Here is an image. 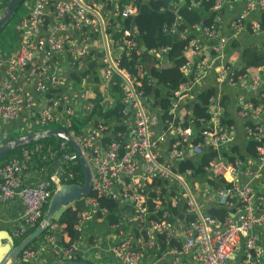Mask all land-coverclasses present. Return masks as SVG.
Segmentation results:
<instances>
[{"label":"built area","instance_id":"obj_1","mask_svg":"<svg viewBox=\"0 0 264 264\" xmlns=\"http://www.w3.org/2000/svg\"><path fill=\"white\" fill-rule=\"evenodd\" d=\"M193 1L201 6L202 0ZM229 1L212 2L205 11L206 16L215 13L208 25H187L178 31L182 19L176 16L170 25L163 26L164 32L175 37L190 36L183 48L190 58L181 65L186 79L173 92L168 109L171 115L163 123L160 111H151L135 76L119 64V58L128 56L137 44L138 27H124L121 23L137 13L135 0L25 1L28 10L16 28L18 46L0 80V126L26 114L33 117L31 121L35 125L45 127L41 130L63 128L73 135L91 167L93 193L86 198L88 209L80 213L75 228L80 231V224L87 217L105 220L107 229L114 235L111 253L117 264H232L240 247L244 251L242 264H260L264 255V248L258 245L260 230L264 231V193L253 185L264 172V93L258 96L262 99L260 103L242 95L237 98L239 114L255 119L244 126L247 138L255 142V155L248 159L221 157V164L212 161L203 166L204 172L215 181L217 177L225 182L202 186L193 179L192 168L180 169L178 165L179 160L197 157L203 148L216 151L228 148L232 141L231 126L222 120L223 106L215 90L205 104L209 119L201 123L197 133L192 125H181L183 120L176 113L180 99L192 92L208 70H215L217 84L233 89L255 92L264 82V64L257 66V72L248 69L239 72L233 62L215 64L229 45V37L222 31L223 10ZM177 6V2L173 3L174 10ZM255 11H264V0H244L242 10L229 22L233 33L240 31L249 14ZM77 27L82 29L80 36H72L71 29ZM251 30H260V23L253 21ZM97 37L103 42L104 54L99 79L88 76L80 82L69 80L52 54L64 52L74 61L80 60ZM116 48L118 52L114 54ZM167 50V46H160L150 48L149 52L157 56L159 65ZM206 50L211 55L203 57ZM1 63L0 60V66ZM25 84H32L39 98ZM59 87L60 91L56 89ZM97 89L101 90L100 103L104 108H111L117 102L125 105L124 119H104L98 111L93 114L92 99ZM74 119L85 122L78 131L72 129ZM158 128H162L160 134ZM68 144L64 139L48 146L36 142L0 161V200L17 198L22 204L15 238L21 239L39 224L45 203L56 185L63 183L62 176L67 182L74 178L71 167L79 158ZM37 158L58 165L48 174L42 173L44 165H38L44 177L28 182L24 179L25 169L30 162L36 164ZM216 163L218 169L212 165ZM159 183L164 190L158 189ZM101 197H108L120 207L126 204L132 208L125 212L119 209L116 212L119 219L108 222L109 209L101 206ZM147 200L153 202L154 212L159 213L153 218H149ZM211 204L225 206L230 211L219 220L206 212ZM178 206H184L186 215L192 214L193 218L185 221V217L183 220L172 217V208ZM45 231L40 241L21 250L16 262L44 264L79 255L80 240L62 243L59 239L62 228L58 223L51 221ZM161 233L167 238L166 247L157 255L153 247ZM174 238H182L180 246L169 243ZM100 240L98 236L93 241Z\"/></svg>","mask_w":264,"mask_h":264},{"label":"trees","instance_id":"obj_2","mask_svg":"<svg viewBox=\"0 0 264 264\" xmlns=\"http://www.w3.org/2000/svg\"><path fill=\"white\" fill-rule=\"evenodd\" d=\"M25 1L26 0H21V2L17 4L14 16L0 30V35L6 26H8L12 20H15V18L18 17L19 12L23 10L22 7ZM213 1L214 0H202L201 6H199L193 0H135L137 5V13L121 20V23L124 25V27L136 25L139 29V34L135 37L137 41L136 47L138 46V48L135 47L136 49H131L128 56L122 55L119 58V64L120 66L125 67L127 72L135 76V80L139 82L136 84L138 85L137 87L144 90L147 99L153 100V103L160 111V120L162 123L167 117L171 115L168 113V109L170 101L173 98V92L177 89L178 85L181 82H184L186 79L181 71V65L189 57L187 53L184 52L183 48L190 38V36L184 39L175 37L168 32H164L163 26L165 24L170 25L176 16H179L182 19L181 24L177 27L178 31L182 30V28L187 25L199 26L201 22L203 26L208 25L213 21L215 13L209 12V14L206 16L205 11L209 10ZM175 2L178 3L176 10L173 9V3ZM6 3L7 0H3L0 3V11L3 9ZM109 5L110 4L107 2L106 6L109 7ZM260 28L264 30V12L261 13ZM160 46H167L168 50L161 58L160 64L157 65V56L151 55L149 49ZM261 49V46L258 44H253L252 46L246 47L244 50H242L241 57L243 60V66L239 72H243L252 66L257 67L264 64V54L260 53ZM137 50H139V52H137ZM102 58L103 53L93 55L92 52H88L87 55H85L82 59L77 61L73 60L74 68L67 72L68 79L80 82L84 78L91 76L97 81L99 79L100 69L104 67L103 62H100ZM193 61L195 62L194 59ZM78 63H81V66H78ZM116 88L117 87H115V89ZM56 89H58V91L61 90L60 87ZM213 92L214 90L211 89L200 91V101H197L191 108L190 114H186L187 112H185V118L183 119V123H181V125H192L195 129V132H198L201 122L203 120L205 121L209 119V115L207 114L205 109L206 106L204 104H206L208 96ZM94 94L95 96L92 99L93 103L95 104L93 114L95 111H98L102 118L117 119L118 121L126 117V115L123 113L125 108L123 103L117 102L115 106L111 108H104L100 103L101 90H94ZM83 124H85V122H78L74 119L72 129L78 131L79 127ZM116 128H119V126ZM57 140H60V138L44 137L37 141L39 143L45 144V146H48L53 145ZM6 141H8V138L3 140V142ZM33 143H27L8 151L7 153L0 156V161L18 154L20 148L30 147ZM68 146L69 149H73L70 144H68ZM254 148L255 142L250 141L248 150L252 155L255 153ZM197 159H199V163L196 162ZM214 160H217V152L215 150L203 148L202 152L198 154L197 157L192 156L183 160H179L178 165L180 169H184L186 167L192 168L193 179L198 180L199 183L211 186L214 184L216 185L217 183L219 184L220 182H225L223 178L219 179L217 177L215 181L214 178H212L210 175H207L208 172H204L203 166H208ZM36 161L39 166L49 163L48 161L41 160V158H37ZM65 166L71 167L68 164ZM71 169L74 171V178L69 181L82 184L84 181V172L80 163L77 162V164L72 166ZM62 180L63 182H67L65 181L67 180L65 176H62ZM158 189L164 190V186L159 183ZM166 189L170 190V188L167 186ZM91 196H93L92 192H90L88 196H82L72 204L64 207L52 219V221L58 223L62 228L60 233V240L62 243L71 244L73 241L82 239V234L80 231L76 230L75 225L78 223L80 213L85 208L86 198ZM48 202L49 200L43 207L42 215H44L47 209ZM100 204L101 206H107L109 209V213L107 215L108 222L117 221V219H119L118 216H116V212H118L119 209H121L122 212H125L132 208L130 205L126 204L120 207L108 197H101ZM146 205L148 207L149 218H153L159 214L158 212H154V204L151 202V200H147ZM229 211L230 209L226 208L225 206L217 204H211L206 208L207 213L215 216L219 220H223ZM171 216L174 218H176L175 216H178L182 218V220L184 219L183 217H185V221L193 218L192 214L186 215L184 206L173 207ZM30 231L32 230H29L25 235H27ZM45 233L46 231L38 236L37 239H41ZM21 239H16V241L19 242ZM166 239L167 238L163 233L157 235L155 239V245L153 247V251H155L157 255L161 254L165 249ZM181 240L182 238H174L172 240L169 239V243L180 246L179 244ZM238 255L240 260L244 257V251L242 247H240ZM75 259L81 260L82 258L76 256Z\"/></svg>","mask_w":264,"mask_h":264},{"label":"crops","instance_id":"obj_3","mask_svg":"<svg viewBox=\"0 0 264 264\" xmlns=\"http://www.w3.org/2000/svg\"><path fill=\"white\" fill-rule=\"evenodd\" d=\"M3 0H0V3ZM244 0H230L226 7L223 10V22H222V31L225 36L229 37V45L226 48V51L223 54V57L216 61L215 64H224L233 62L238 71L243 66V60L241 57V52L244 48L252 46L253 44H258L261 48H264V30L260 28L257 32H252L251 30V23L253 21H258L260 23L261 13L264 11H255L246 18L243 23V27L240 31L233 33L230 28L229 22L232 17H234L239 11L243 8ZM23 10L19 12L18 17L15 20H12L8 26L4 29V31L0 35V80L3 78L6 64L7 62L14 56L15 51L18 46V41L16 37V28L17 23L20 18L27 12L28 6L27 4H23ZM1 12V11H0ZM50 22V21H48ZM82 29L77 27L71 29L72 36L77 35L80 36ZM198 36L202 39L201 33L197 32ZM89 52H92L93 55H97L99 53H103V42L100 38H96L95 42L89 46ZM118 49H114V54H117ZM210 52L208 50L203 52V57L210 56ZM52 56L58 58L59 61L64 69L65 73L73 69V59L68 57L66 53H54ZM104 56V54H103ZM100 62H103V58ZM76 65V64H75ZM78 66H81V63H78ZM248 69V70H247ZM247 71H254L257 72V67H249ZM245 70V71H246ZM87 80V79H85ZM75 81V80H73ZM79 82V81H75ZM75 84H72L74 86ZM24 87H27V90L30 91L34 96H37L35 89L32 84H25ZM215 90L216 93L220 94V102L223 106V122L231 126V136L232 141L228 145V148H220V150H216L217 152V160L218 161L221 157L228 158L229 156H236L242 159H248L255 155H252L248 150L250 140L247 138L244 132V126L246 123H254L255 119L248 116H242L239 114L238 106H237V98L238 96L242 95L246 98H249L254 103H260L262 99L260 96L264 93V82L261 84L259 89L255 92H250L246 89H233L225 86L224 84H217L216 83V72L212 68L207 71L206 75L201 79V81L196 85V87L192 90L190 94L184 95L176 108V113L180 119H184L185 112L186 114H190L191 108L195 105L197 101H200L199 93L202 90ZM91 93V90H89ZM92 95V94H91ZM94 96V94L92 95ZM39 98V96H37ZM149 100V99H148ZM151 111H157L158 107L153 103V100H149ZM204 104V103H203ZM205 105V104H204ZM206 106V105H205ZM184 108H188L187 110ZM206 109V108H205ZM207 111V110H206ZM33 117L27 116L26 114H21L20 117L13 121H6L3 122L0 126V145L3 143L9 142L14 138L26 136L30 132L41 130L45 128L44 126L34 124L31 120ZM204 121V120H203ZM202 121V122H203ZM206 121V120H205ZM201 122V123H202ZM157 134L161 133L162 128H158ZM171 135V134H170ZM168 134L166 135V140H168ZM8 138V141L3 142L4 139ZM255 150V148H254ZM216 159V158H215ZM212 164L213 166L216 165L218 169V164ZM221 164V163H219ZM57 162L54 163H47L44 165V169L42 173H51L53 168H56ZM53 172V171H52ZM42 173L39 172L38 164L29 163V165L25 169L24 179L28 182H35L39 178L44 177ZM254 188L257 191L264 193V172L258 175V177L253 181ZM85 208L87 210V203L88 201L85 200ZM22 204L17 198H13L8 201H1L0 200V232L5 234L0 235V247L2 244L6 243L7 240V232L15 239L14 231L16 229L17 224L19 223V216L21 214ZM83 210V211H84ZM85 214H89L85 212ZM80 233L82 234V239L79 241L80 250L78 251V257L85 259L94 264H117L114 257L111 253V245L112 242L115 240L114 235L107 229L106 221L96 219L95 217L83 219L80 224ZM262 233L259 235V242L258 245L264 248V231L260 230ZM100 236L101 240L99 242H94V239ZM60 239V237H59ZM40 241V240H38ZM18 242V241H16ZM82 254V255H81ZM54 261V260H53ZM260 264H264V255L259 262ZM14 264H19L18 262H14ZM39 264H42L41 262ZM163 264V263H159ZM232 264H242L239 255L237 254L235 260Z\"/></svg>","mask_w":264,"mask_h":264},{"label":"water","instance_id":"obj_4","mask_svg":"<svg viewBox=\"0 0 264 264\" xmlns=\"http://www.w3.org/2000/svg\"><path fill=\"white\" fill-rule=\"evenodd\" d=\"M21 0H7L6 5L0 12V30L5 26V24L14 16L15 8ZM202 22L200 23V27ZM260 53L264 54V48L260 50ZM129 110V105L126 106ZM44 137L50 138H62L70 143L72 148L78 155L79 163L84 172V181L82 184L75 182H63L56 185L53 193L49 199L47 209L44 213L43 218L39 224L28 233L19 242L7 232L6 243L2 244L0 247V264H14L16 262L17 256L20 254L21 250L26 247L31 242L35 241L38 236H40L47 226L50 224L51 220L66 206L72 204L74 201L78 200L82 196L89 195L91 192V179L92 170L85 158L80 146L74 139L73 135L63 128H48L46 130H40L37 132H32L26 136L14 138L9 142L0 145V156L7 153L8 151L22 146L27 143L34 142ZM3 232H0V235ZM6 233V232H5ZM3 233V234H5ZM44 264H94L87 260H72V259H61L46 262Z\"/></svg>","mask_w":264,"mask_h":264},{"label":"clouds","instance_id":"obj_5","mask_svg":"<svg viewBox=\"0 0 264 264\" xmlns=\"http://www.w3.org/2000/svg\"><path fill=\"white\" fill-rule=\"evenodd\" d=\"M31 133H32V132H31ZM54 138H55V137H54ZM60 139H62V138H60ZM34 142H38V141L36 140V141H34ZM31 143H33V142H31ZM3 144H4V143H3ZM87 196H88V195H87ZM211 202H212V201H211ZM43 216H44V215H43ZM42 218H43V217H42ZM51 221H52V220H51ZM32 230H33V229H32ZM30 232H31V231H30ZM30 232H29V233H30ZM25 236H26V235H24V237H25ZM24 237H23V238H24ZM23 238H22V239H23ZM16 239H18V238H16ZM19 239H20V238H19ZM38 240H40V239H37V240H35V241H38ZM35 241H33V242H35ZM33 242H31V243H33ZM31 243H30V244H31ZM64 260H65V259H64ZM67 260H68V259H67ZM72 260H77V259L72 258ZM81 260H85V259H81Z\"/></svg>","mask_w":264,"mask_h":264},{"label":"rangeland","instance_id":"obj_6","mask_svg":"<svg viewBox=\"0 0 264 264\" xmlns=\"http://www.w3.org/2000/svg\"><path fill=\"white\" fill-rule=\"evenodd\" d=\"M22 8H24V7H22ZM22 8H21V9H22ZM52 126H54V127H55V125H52ZM202 186H204V185L202 184Z\"/></svg>","mask_w":264,"mask_h":264}]
</instances>
